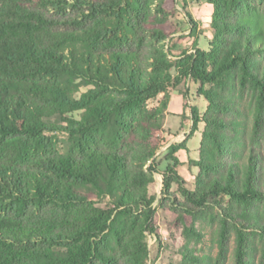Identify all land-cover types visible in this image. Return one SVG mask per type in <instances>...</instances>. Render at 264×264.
Segmentation results:
<instances>
[{
	"label": "trees",
	"instance_id": "16d2710c",
	"mask_svg": "<svg viewBox=\"0 0 264 264\" xmlns=\"http://www.w3.org/2000/svg\"><path fill=\"white\" fill-rule=\"evenodd\" d=\"M207 1L209 49L187 54L176 0H0V264H147L149 229L128 233L92 199L121 218L149 205L168 90L183 79L208 103L192 110L193 132L206 125L199 174L188 190L173 146L162 194L177 186L182 207L220 211L216 263L233 236L235 264H264V0ZM74 80L93 89L77 100ZM72 111L84 115L61 153L47 120Z\"/></svg>",
	"mask_w": 264,
	"mask_h": 264
},
{
	"label": "rangeland",
	"instance_id": "374dc122",
	"mask_svg": "<svg viewBox=\"0 0 264 264\" xmlns=\"http://www.w3.org/2000/svg\"><path fill=\"white\" fill-rule=\"evenodd\" d=\"M177 10L173 18L176 30L175 38H178L177 51L193 54L195 49L208 50L212 40L211 22L214 8L207 0H176ZM174 76L177 73L173 72ZM76 82L74 98L93 89L92 85L80 80ZM198 85L192 80H180L176 88H170V102L166 114L163 117V129L160 134L161 144L155 156V169L153 183L148 188L147 206H141L133 210L124 218L119 216L113 202L105 197L92 199L94 207L106 212H112V219L123 220V227L128 233H133L138 225L145 227V242L148 247L147 264H191L188 260L190 251L200 256L202 263L192 264H235L234 250L235 240L230 237L227 241L229 255L224 263H216L220 258L219 228L221 221L220 211L214 210H189L182 207L186 199L178 193V187L174 186V197L164 198L163 174L172 164L169 160L170 150L173 146L182 145L175 157L179 161L178 174L186 180V188L195 190L196 178L199 169L195 162L199 160V149L202 140V132L206 128L204 123L198 125L193 132L192 110L197 109L200 116L207 111L208 103L205 98L197 94ZM163 95L151 100L149 108L160 106ZM84 111H72L56 114L48 123L57 127L50 133V137L58 145L61 153L67 150L68 137L63 133V128L68 127L70 121H80ZM262 126L264 127V121ZM220 201L228 206L230 200L222 196ZM237 204V203H236ZM244 206V205H243ZM151 210L153 217L151 228L144 224V215ZM119 216V217H118ZM222 262V261H221Z\"/></svg>",
	"mask_w": 264,
	"mask_h": 264
}]
</instances>
